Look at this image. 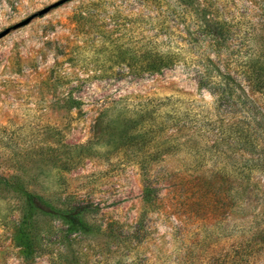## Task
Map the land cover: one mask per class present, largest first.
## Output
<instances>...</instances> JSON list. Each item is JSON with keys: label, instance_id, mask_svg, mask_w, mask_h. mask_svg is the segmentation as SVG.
<instances>
[{"label": "rangeland", "instance_id": "obj_1", "mask_svg": "<svg viewBox=\"0 0 264 264\" xmlns=\"http://www.w3.org/2000/svg\"><path fill=\"white\" fill-rule=\"evenodd\" d=\"M55 1L0 0V32ZM0 264H264V0H68L0 37Z\"/></svg>", "mask_w": 264, "mask_h": 264}, {"label": "trees", "instance_id": "obj_2", "mask_svg": "<svg viewBox=\"0 0 264 264\" xmlns=\"http://www.w3.org/2000/svg\"><path fill=\"white\" fill-rule=\"evenodd\" d=\"M168 55H160V54H152L149 58V63L147 65V69L152 71L157 70L160 66H165L168 60ZM65 218L68 222L72 225H76L78 222V218L76 217L75 213H67L65 214Z\"/></svg>", "mask_w": 264, "mask_h": 264}, {"label": "water", "instance_id": "obj_3", "mask_svg": "<svg viewBox=\"0 0 264 264\" xmlns=\"http://www.w3.org/2000/svg\"><path fill=\"white\" fill-rule=\"evenodd\" d=\"M66 1H68V0H57V1H55V2H53L51 4H49V5H47L46 7L40 9L36 13V15H43L44 13H46L47 11H49L50 9H52L54 7H57V6L61 5L62 3L66 2ZM36 15H33V16H36ZM33 16L27 17V18L23 19L22 21H19V22L15 23L11 27H8V28L4 29L3 31L0 32V37H2L3 35H5L11 29H15V28H18V27H21V26L27 24Z\"/></svg>", "mask_w": 264, "mask_h": 264}]
</instances>
